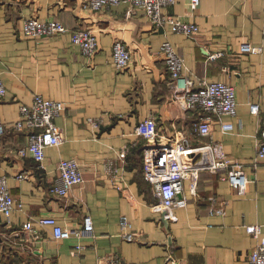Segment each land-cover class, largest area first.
Listing matches in <instances>:
<instances>
[{
  "label": "crops",
  "instance_id": "1",
  "mask_svg": "<svg viewBox=\"0 0 264 264\" xmlns=\"http://www.w3.org/2000/svg\"><path fill=\"white\" fill-rule=\"evenodd\" d=\"M162 12L196 23L198 33L189 37L168 24L155 28L128 3L94 10L84 0H0V76L6 88L0 119L7 124L0 175L7 176L14 199L9 218L0 212V264H250L256 240L245 226H264V157L256 156L264 132V0H200L195 7L176 0ZM31 16L57 20L69 30H93L98 50L84 55L69 32L25 35L21 25ZM116 40L130 52L128 67L120 71L111 57ZM164 40L182 56L195 85L223 81L235 88V115L215 117L208 136L197 131L201 112L174 99L160 53ZM244 43L260 49L243 52ZM35 93L65 106L55 118L63 141L44 149L42 166L17 155L29 130L12 125L20 105L30 104ZM250 102L259 104L257 114L250 113ZM146 118L153 120L152 143L220 144L227 158L242 164L249 179L245 193L220 179L222 168L196 170L178 196L186 205L174 207L176 220L166 221L142 172L146 140L135 127ZM62 158H76L84 179L65 196L50 191ZM85 215L93 230L68 238L54 237L53 228L39 222L52 216L62 228L79 229ZM122 216L128 229L120 226ZM125 231L134 239L127 240Z\"/></svg>",
  "mask_w": 264,
  "mask_h": 264
},
{
  "label": "built area",
  "instance_id": "2",
  "mask_svg": "<svg viewBox=\"0 0 264 264\" xmlns=\"http://www.w3.org/2000/svg\"><path fill=\"white\" fill-rule=\"evenodd\" d=\"M176 0H84L86 7L98 10L103 7L114 6L120 3H128L142 13L151 21L155 28L168 24L170 29L176 33H182L192 37L198 33V25L192 21L185 20L180 16L163 13L162 8L170 6ZM190 7L198 5L200 0H187ZM264 24V19H263ZM22 32L27 36H51L69 32L70 40L78 45L81 52L90 57L98 50V39L93 30L88 28H78L69 30L57 20H41L31 16L25 18L21 25ZM243 52H255L260 48L244 43L241 46ZM160 53L163 56L166 69L168 70L174 99L181 97L185 109H197L201 112L200 121L197 124V131L202 136H208L211 132V123L215 117L223 114L235 115L236 97L235 88L223 81L201 82L195 85L188 76L184 60L175 50L174 45L164 40L160 45ZM112 63L120 71L128 67L130 52L127 45L116 40L111 48ZM6 93L5 85L0 76V98ZM64 103L43 97L35 93L30 104H21L19 107V117L13 122L16 130L28 129L27 143L19 147L16 151L20 157H31L39 166H42L44 149L48 146H58L63 141L60 128L55 124V118L64 110ZM249 110L252 114L259 112L257 102L249 103ZM11 125V126H12ZM7 124L0 119V140L6 130ZM223 128H230L224 124ZM136 133L144 138L146 142L142 147V172L150 182L157 203L156 210L165 212V220H176L173 208L185 206L186 200L178 195L184 191L183 181L191 172L200 169L216 171L220 168L224 172L220 179L228 181L230 186L238 194H244L249 179L247 178L242 164L236 160L227 158L220 144L215 142H204L197 147H187L179 140H168L165 142L152 143L150 140L155 136L153 120L146 118L138 122L135 127ZM262 138L257 143L256 156L264 157V132ZM192 151H201L206 154L207 161L192 164L187 154ZM125 152H122V156ZM57 179L51 186L50 191L65 196L70 188L83 182V175L80 163L76 158H62L57 163ZM19 178L25 176L23 173L17 175ZM215 201V198L212 199ZM14 210V199L7 184V176L0 175V212L9 218ZM211 211L222 212L220 207H212ZM41 224L50 225L53 228V236L56 238H68L70 236L83 235L93 230V224L89 215L84 216L83 227L76 229L62 228L57 224L52 216L40 219ZM122 229L130 226L127 218H120ZM263 225H246V231L256 240L253 249L248 254L250 264H264V232ZM25 229L31 230V226L26 224ZM127 240H133L134 234L130 231L124 232ZM77 247H79L77 245Z\"/></svg>",
  "mask_w": 264,
  "mask_h": 264
},
{
  "label": "water",
  "instance_id": "3",
  "mask_svg": "<svg viewBox=\"0 0 264 264\" xmlns=\"http://www.w3.org/2000/svg\"><path fill=\"white\" fill-rule=\"evenodd\" d=\"M187 157L190 158L192 164H197V163H200V162H206L207 161L206 154L204 152H201V151L189 152L187 154ZM161 214H162V216H164L165 212L163 211V212H161Z\"/></svg>",
  "mask_w": 264,
  "mask_h": 264
}]
</instances>
